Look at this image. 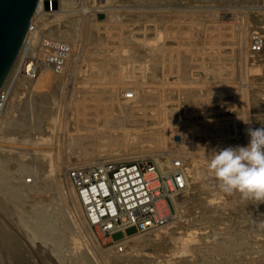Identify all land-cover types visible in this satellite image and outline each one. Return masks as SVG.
I'll return each instance as SVG.
<instances>
[{
	"label": "rangeland",
	"instance_id": "1",
	"mask_svg": "<svg viewBox=\"0 0 264 264\" xmlns=\"http://www.w3.org/2000/svg\"><path fill=\"white\" fill-rule=\"evenodd\" d=\"M36 18L0 136L45 146H0V264H264V202L224 192L208 167L264 125V0H43ZM137 161L184 176L164 219L94 223L82 192ZM130 235L146 240L99 252Z\"/></svg>",
	"mask_w": 264,
	"mask_h": 264
},
{
	"label": "built area",
	"instance_id": "2",
	"mask_svg": "<svg viewBox=\"0 0 264 264\" xmlns=\"http://www.w3.org/2000/svg\"><path fill=\"white\" fill-rule=\"evenodd\" d=\"M174 173L166 175L155 166L137 161L117 168L112 177L103 174V181L82 192L89 217L94 223L103 224L106 229L119 225H136L142 230L154 227L166 215L158 202L164 199L169 201L170 190H181L185 186L182 174L174 175L176 183L172 184L171 176ZM160 186L164 193L157 189Z\"/></svg>",
	"mask_w": 264,
	"mask_h": 264
},
{
	"label": "clouds",
	"instance_id": "3",
	"mask_svg": "<svg viewBox=\"0 0 264 264\" xmlns=\"http://www.w3.org/2000/svg\"><path fill=\"white\" fill-rule=\"evenodd\" d=\"M247 132L246 144L213 150L208 167L224 192L238 191L260 203L264 202V125L250 126Z\"/></svg>",
	"mask_w": 264,
	"mask_h": 264
},
{
	"label": "water",
	"instance_id": "4",
	"mask_svg": "<svg viewBox=\"0 0 264 264\" xmlns=\"http://www.w3.org/2000/svg\"><path fill=\"white\" fill-rule=\"evenodd\" d=\"M40 0H0V92L7 86Z\"/></svg>",
	"mask_w": 264,
	"mask_h": 264
},
{
	"label": "bare ground",
	"instance_id": "5",
	"mask_svg": "<svg viewBox=\"0 0 264 264\" xmlns=\"http://www.w3.org/2000/svg\"><path fill=\"white\" fill-rule=\"evenodd\" d=\"M42 5H43V0H40V3H39V5H38V7H37V9H36V12H35V14H34V16H33V18H32V21H31V24H30V27H29V30H28V33H27V36H26V38H25V40H24V43H23V46H22V48H21V50H20V53H19V55H18V57H17V59H16V62H15V65H14V68H13V70H12V73H11V76H10V78H9V81L12 79V75H14V71L15 70H17V67H18V64H19V62H20V58H22V54L23 53H25V54H27L28 55V53L30 52V50H29V46H30V44H31V42L33 43V40L34 39H36V37H37V31H34V34L33 35H31L30 36V32H31V28H32V26L34 25V23H35V21H36V17H37V13H38V11H39V9L42 7ZM157 6V5H156ZM127 7V6H126ZM44 16V15H43ZM47 16V15H46ZM45 17V16H44ZM135 23V22H134ZM38 25V24H37ZM106 27V26H105ZM37 28H38V26H37ZM40 28V27H39ZM35 29V28H34ZM107 29V28H106ZM121 29V28H120ZM111 30H113V29H111ZM122 31V30H121ZM118 35H119V33H118ZM31 54V53H30ZM98 62H96V64H97ZM100 64V63H99ZM22 65V64H21ZM28 66H31L30 64H28V62H26V64H25V67H28ZM93 66H95V65H93ZM98 68V67H97ZM18 69H20V67L18 68ZM18 71V70H17ZM17 73V72H16ZM15 73V74H16ZM18 74V73H17ZM14 77H15V75H14ZM18 78V77H17ZM9 81H8V83L7 84H9ZM11 82V81H10ZM13 82V81H12ZM10 85V84H9ZM11 86V85H10ZM9 86V87H10ZM12 87V86H11ZM8 90V89H7ZM94 90V89H93ZM124 96H126V97H129V96H131V95H133V94H130L129 92L131 91L130 89H127V87L124 89ZM7 92V91H6ZM148 93H149V91H147ZM4 90L2 91V92H0V104L1 103H3V99H4ZM88 93V92H87ZM103 93V92H102ZM156 93V92H155ZM6 94V93H5ZM18 94V93H17ZM15 97V96H14ZM6 98V97H5ZM108 98V97H107ZM135 98V97H134ZM93 99V98H92ZM131 99L132 98H130V99H126V100H128V101H126L124 104H126L125 106L126 107H128V108H132V109H135L136 107L135 106H133V104L130 102L131 101ZM16 100V99H15ZM135 101H137V98L135 99ZM89 102V101H88ZM139 102V101H138ZM91 103V102H90ZM93 103H94V101H93ZM91 105H92V103H91ZM95 105V104H94ZM100 105V104H99ZM103 105V104H102ZM94 107V106H93ZM100 107H102V106H100ZM140 107H142V106H140ZM138 108V107H137ZM90 109V108H89ZM139 109V108H138ZM94 111V110H93ZM86 112H88V111H86ZM90 112V111H89ZM95 112V111H94ZM91 114H93V112L91 111ZM183 121V120H182ZM227 121V120H226ZM134 122V121H133ZM136 122V121H135ZM214 122V121H213ZM221 122V121H220ZM213 124V123H212ZM228 125V124H227ZM223 129V128H222ZM147 131V130H146ZM214 131V130H213ZM216 131V130H215ZM219 131V130H218ZM106 132V131H105ZM181 132V131H180ZM229 133V132H228ZM101 135V134H100ZM235 135V134H234ZM23 136V135H22ZM107 136V135H106ZM214 136H216L215 134H214ZM20 136H18V138H19ZM28 137V136H27ZM153 137V136H152ZM21 138V137H20ZM35 140H34V139ZM39 138V137H38ZM157 138V137H156ZM223 138V137H222ZM230 138V137H229ZM235 138V137H234ZM25 139V138H24ZM149 139V138H148ZM22 140V141H21ZM21 140L19 139H16V138H9V137H6V138H4V137H1L0 136V146H3V145H1V144H3V143H12V144H16V143H22L23 145H18V148L19 149H21V148H25V150L26 149H30V148H33V147H35L36 145H43V143L41 142V140H37L36 139V137H30V138H28L27 140L25 139V140H23V137L21 138ZM94 140V139H93ZM157 140H158V138H157ZM96 141V140H95ZM98 141V140H97ZM87 142H89L90 143V141L88 140ZM143 142H145V141H143ZM148 142H150L151 144H152V141L150 140V141H148ZM99 143V142H98ZM104 143V142H103ZM107 144H108V142H107ZM105 145V144H104ZM43 146H45V145H43ZM21 147V148H20ZM143 147V146H142ZM3 148H4V146H3ZM17 148V147H16ZM109 148V147H108ZM141 148V147H140ZM5 149V148H4ZM3 150V149H2ZM34 150V149H33ZM33 150H31V151H33ZM35 151H40V150H35ZM41 152V151H40ZM42 153V152H41ZM6 154V153H5ZM37 154V153H36ZM147 154H151V155H155V157H156V159H157V162H159V164H161V166L162 167H164L165 166V163L163 162V161H161V156L159 155V154H157V153H147V152H144L143 151V153L142 152H140V153H136V154H134L135 156H139V155H147ZM1 155V154H0ZM32 156H34V155H32ZM131 156V155H130ZM20 157V156H19ZM25 158V157H24ZM43 158H45V154H43ZM115 158V157H114ZM9 159V156H7V155H1L0 156V162H7V161H9L8 160ZM96 161V160H95ZM88 162V161H87ZM54 164V163H53ZM58 165V164H57ZM81 165V164H80ZM85 165V164H84ZM50 167V169L53 167V165H52V167L51 166H49ZM48 167V168H49ZM58 168V167H57ZM53 169V168H52ZM56 169V168H55ZM175 169V168H174ZM54 170V169H53ZM55 171V170H54ZM46 172V171H45ZM52 172V171H51ZM50 172V173H51ZM46 174V173H45ZM51 174H54V173H51ZM46 176H48V175H46ZM53 179V178H52ZM55 187H56V185H55ZM54 188V187H53ZM53 188H52V190H53ZM65 189L63 188V191H64ZM83 190H81L80 192H82ZM33 192V191H32ZM20 193V192H19ZM179 195V194H178ZM19 198V197H18ZM47 200V199H46ZM46 200H45V202H46ZM83 201V204H85L84 203V200H82ZM176 201V200H175ZM38 203V202H37ZM40 204H42V203H40ZM44 204V203H43ZM52 204V203H51ZM158 206L163 210V211H165L166 213H168V206H167V203H166V201H164V200H162V201H159L158 202ZM45 208H48V207H45ZM38 211V210H37ZM91 221V220H90ZM172 222V221H171ZM167 224V223H166ZM164 225V224H163ZM85 226V225H84ZM91 226V225H90ZM90 226L87 228V230L89 231V233L91 234V235H89V237L91 238V236H92V238L94 239V237H96V236H94V235H92L93 234V232H92V230H91V228H90ZM160 226H162V225H160ZM85 228V227H84ZM158 228V227H157ZM86 229V228H85ZM159 229V228H158ZM160 231V230H159ZM82 232H84V231H82ZM39 234V233H38ZM82 234V233H81ZM85 234V233H84ZM83 234V235H84ZM87 235V237H88V234H86ZM159 235V234H158ZM11 236V235H10ZM18 236V235H17ZM5 237H7V236H5ZM17 238H19V237H17ZM89 238V239H90ZM91 238V239H92ZM20 239H22V238H20ZM95 240V239H94ZM94 240H92V241H94ZM146 239L145 238H143V237H139L138 235H130V236H127L126 238H124L123 240H121V241H118V242H116V244L114 245V246H111V247H108V248H103L102 249V247H100L101 248V250L99 249V252L101 251V252H103V254H105L104 256H112L113 254H115L113 251H114V249H113V251L111 250L112 248H114V247H116V246H119L120 247V244L122 245V248H123V246L124 247H127V246H136V245H139L140 243H142V242H144ZM13 241V240H12ZM88 241V240H87ZM7 242V241H6ZM24 242V241H23ZM95 242H96V240H95ZM18 243V242H17ZM94 243V242H93ZM92 243V244H93ZM98 243V242H97ZM3 244H5V243H3ZM8 244V243H7ZM91 244V243H90ZM6 245V244H5ZM5 245H4V247H5ZM9 245V244H8ZM8 245H6V247L8 246ZM11 245V244H10ZM13 245V244H12ZM16 246H17V244H15ZM98 245V244H97ZM100 246V245H99ZM98 246V247H99ZM5 247V248H6ZM13 247H15L14 245L13 246H11V248L13 249ZM18 247V246H17ZM20 247V246H19ZM97 247V246H96ZM4 248V249H5ZM121 248V249H122ZM9 249H10V247H9ZM16 249V248H15ZM98 249V248H97ZM17 250V249H16ZM15 250V251H16ZM25 250V249H24ZM116 250V249H115ZM9 251V250H8ZM21 252V250H17L16 251V253H18V252ZM25 251H27V250H25ZM7 252V251H6ZM11 252V251H10ZM14 254H15V252L14 251H12ZM24 252V251H23ZM100 252V253H101ZM115 252H117V251H115ZM4 253H5V251H4ZM13 253H11V254H13ZM9 254V253H8ZM22 254V253H21ZM23 254H25V253H23ZM27 254V253H26ZM31 254H32V252H31ZM16 255V254H15ZM10 257V256H9ZM26 256H22V255H20L19 256V254H18V256H16L15 257V259L14 260H12V261H15V264H34L33 262L31 263V261H30V263L28 262V261H26L25 258ZM3 258V257H2ZM7 258V257H6ZM11 259H12V257H10ZM9 259V258H8ZM10 259V260H11ZM32 260H34V259H32ZM34 262H35V260H34ZM37 262H35V264H36ZM13 264V263H12Z\"/></svg>",
	"mask_w": 264,
	"mask_h": 264
}]
</instances>
